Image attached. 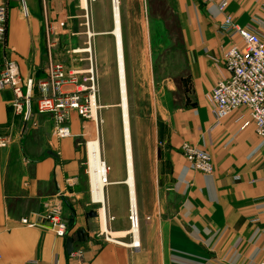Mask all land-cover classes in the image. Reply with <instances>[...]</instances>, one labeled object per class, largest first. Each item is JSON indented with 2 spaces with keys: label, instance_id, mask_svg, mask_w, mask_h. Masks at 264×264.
<instances>
[{
  "label": "crops",
  "instance_id": "obj_1",
  "mask_svg": "<svg viewBox=\"0 0 264 264\" xmlns=\"http://www.w3.org/2000/svg\"><path fill=\"white\" fill-rule=\"evenodd\" d=\"M220 1L175 0L180 49L168 52L180 57L176 65L179 76L175 79L178 85L173 83L169 91L176 93V101L183 106L167 111L160 119L165 130L160 148L156 145L153 152L151 176L136 180L134 172L140 208V248L135 251L119 241L130 235L125 225L131 196L125 188L128 174L126 178L113 176L108 169L104 205L90 199L84 140L86 136L100 139V132L96 137L94 126L77 112L71 113L65 125L57 126L50 115H40L37 110L38 83L46 77L50 64H61L68 71H87L80 69L85 61L80 55L89 53L85 10L95 33L93 48L94 41L109 34L98 30L103 19L106 26L110 21L108 15L104 18L97 13L103 0H0L8 11L0 71L6 59L13 60L24 81L32 77L37 84L28 122L13 113L12 90H0V135L11 139L7 148L0 149V264L31 260L41 264L264 261V146L247 108L216 126L210 103L213 88L229 76L224 51L233 44L243 45L238 35L231 37L223 31L226 15L236 27L264 33V0H228L225 14L217 9ZM65 55L68 61L71 58L70 63H63ZM155 134L159 135L157 127ZM184 144L211 156L213 175L191 168L180 151ZM120 193L126 210L121 220L114 216ZM59 198L63 217L71 223L66 239L44 228L46 204ZM92 204L100 206L95 219L100 220L101 229L92 223L94 218H88ZM102 208L107 229L108 213L117 221L113 232L108 231L121 244L100 236L104 231ZM24 219L42 226L23 225ZM68 239L73 240V251L84 250L82 260L70 256Z\"/></svg>",
  "mask_w": 264,
  "mask_h": 264
},
{
  "label": "rangeland",
  "instance_id": "obj_2",
  "mask_svg": "<svg viewBox=\"0 0 264 264\" xmlns=\"http://www.w3.org/2000/svg\"><path fill=\"white\" fill-rule=\"evenodd\" d=\"M29 1L33 2L34 0ZM103 3V6L98 7L97 13L104 18L108 15L110 21L106 26L103 19V23L100 22L98 30H103L109 34L94 41L93 48L88 50L89 53L80 55V58L85 61L81 64L78 63L81 65L80 69L88 70L92 58L95 69L96 90L98 91L95 100L99 109L97 120L94 119L95 121H93L91 119L88 123L94 126L93 130L96 137L100 132L103 160L109 169L110 175L126 178L127 169L120 107L119 76L115 39L112 35L114 29L112 0H103ZM121 10L135 177L137 180L139 177L151 176L153 152L156 145H159L160 148L161 135L165 130L164 125L160 122L161 117L165 116L167 111L183 106L182 103L176 101V93L169 91L170 85L175 86L173 83L178 85L175 79L179 76L176 65L180 57L172 55L168 51L180 49L178 42L179 14L175 0H121ZM83 48L85 46L81 49ZM70 60L71 58L69 57L68 61L66 56L63 63H70ZM82 78L84 76H81ZM107 106L110 107L107 108ZM156 127L159 133L158 136L155 134ZM92 140H94V137L89 138L88 136L84 140L86 171H88L86 144ZM86 178L88 183V174H86ZM125 188L128 193V186L125 185ZM116 199L114 216L117 215L121 220L126 213L122 202V194L120 193ZM137 208L138 217H140L139 203ZM90 210L99 212L100 206L92 204ZM130 217L131 200L129 198L128 217L125 219L128 221L125 224L128 227L127 232H131ZM116 222L113 215L111 216L108 213V229L110 232H113L112 226ZM92 223L95 227L99 226L101 229L100 220L95 219ZM110 237L112 238L111 235ZM120 241L131 244L133 237L130 234L125 238H120Z\"/></svg>",
  "mask_w": 264,
  "mask_h": 264
},
{
  "label": "built area",
  "instance_id": "obj_3",
  "mask_svg": "<svg viewBox=\"0 0 264 264\" xmlns=\"http://www.w3.org/2000/svg\"><path fill=\"white\" fill-rule=\"evenodd\" d=\"M94 1L91 0V2ZM201 1L209 4L214 3V0ZM216 6L221 13L225 14L228 0H221ZM85 11L89 38L88 48H92L91 41L95 33L93 26H90L89 11L88 9ZM7 17V8L0 2V45L6 39ZM224 27L223 31L229 36L238 35L242 39L243 45L233 44L224 51L223 63L229 76L219 80L210 93V103L216 126L239 109L247 108L250 120L255 126L256 135L261 145L264 146V33L234 26L229 15H226ZM94 70L92 58L91 66L86 72L68 71L61 64H50L45 71L46 77L38 83L41 93L37 100L38 113L50 115L57 126L65 125L72 112H77L86 121L91 119L95 121L92 101L93 97H97L98 91L96 90ZM81 76L84 78L81 79ZM35 85L37 84L32 77L28 78L26 82L24 81L15 61L9 59L4 61V66L0 71V90H12L14 94V100L11 103L13 113L22 116L26 122L30 120ZM10 144V136L0 135V149L7 148ZM181 153L193 170L213 175L214 165L209 154L190 144H184L181 147ZM60 201L61 198L46 204L45 222H47V226L44 228L50 229L57 238L66 239L71 223L63 217ZM130 220L131 230L140 228V220L138 215H134L132 207ZM22 224L42 226L39 222H29L27 219L22 220ZM100 236L104 237L106 242H113L108 232L101 231ZM129 247L137 251L140 248V241L135 243L133 239V243ZM70 256L82 260L84 250L82 248L74 250ZM26 264L41 263L31 260ZM260 264H264V261Z\"/></svg>",
  "mask_w": 264,
  "mask_h": 264
},
{
  "label": "bare ground",
  "instance_id": "obj_4",
  "mask_svg": "<svg viewBox=\"0 0 264 264\" xmlns=\"http://www.w3.org/2000/svg\"><path fill=\"white\" fill-rule=\"evenodd\" d=\"M112 9H113V21L114 29L113 36L115 42L116 50V60L118 67V76H119V88H120V107L122 112V123H123V136L125 144V154L127 161L128 169V180L127 186L130 189V200L131 207L134 215H138L137 208V197L135 189V180H134V153H133V144H132V130H131V121H130V105H129V95H128V81L126 73V63L124 55V40L122 32V14H121V0H112ZM96 97H93V116L94 119L98 118V105L96 103ZM87 166H88V178L89 186L91 193V200L94 204L104 205L105 203V187H106V178L108 176V168L103 160V152L100 139L95 138L94 140L87 143ZM101 221L103 226V232H110L107 229L106 215L105 211L101 209ZM139 218V217H138ZM140 220V219H139ZM130 234L132 235L135 243L139 242V229L134 228L131 230ZM111 236H115L112 234ZM112 241L117 244H121L117 239L112 237ZM120 241V240H119ZM133 243V241H132ZM131 244H127L129 247Z\"/></svg>",
  "mask_w": 264,
  "mask_h": 264
},
{
  "label": "water",
  "instance_id": "obj_5",
  "mask_svg": "<svg viewBox=\"0 0 264 264\" xmlns=\"http://www.w3.org/2000/svg\"><path fill=\"white\" fill-rule=\"evenodd\" d=\"M88 218H94V219L98 218V213L95 211H91L88 213ZM67 249H68L69 254L73 252V240L72 239L67 240Z\"/></svg>",
  "mask_w": 264,
  "mask_h": 264
}]
</instances>
